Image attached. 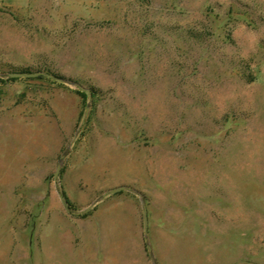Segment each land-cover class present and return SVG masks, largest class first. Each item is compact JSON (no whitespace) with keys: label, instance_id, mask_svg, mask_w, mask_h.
<instances>
[{"label":"rangeland","instance_id":"374dc122","mask_svg":"<svg viewBox=\"0 0 264 264\" xmlns=\"http://www.w3.org/2000/svg\"><path fill=\"white\" fill-rule=\"evenodd\" d=\"M0 264H264V0H0Z\"/></svg>","mask_w":264,"mask_h":264},{"label":"water","instance_id":"95a60500","mask_svg":"<svg viewBox=\"0 0 264 264\" xmlns=\"http://www.w3.org/2000/svg\"><path fill=\"white\" fill-rule=\"evenodd\" d=\"M42 73L41 72H35V73H21V72H14V73H10L9 75L12 76V77H19V76H38V75H41ZM79 89L82 91V92H89V89L88 88H85L83 86H78ZM60 171V165L57 166V169L56 171L54 172V178H55V181L57 179V176H58V173ZM125 187H117V188H114L112 190H110L108 193H116L120 190H123ZM107 193H105L106 195ZM60 199L62 201V204L64 205L65 209L66 210H69V207H68V203L65 199V197L63 196V194H60ZM143 217H144V228H145V234H147L148 232V214H147V208H146V205L143 204Z\"/></svg>","mask_w":264,"mask_h":264},{"label":"trees","instance_id":"16d2710c","mask_svg":"<svg viewBox=\"0 0 264 264\" xmlns=\"http://www.w3.org/2000/svg\"><path fill=\"white\" fill-rule=\"evenodd\" d=\"M21 73H32V72H30L29 70H25V69H24V70L21 71ZM57 77H60V79H63V78H62L63 76H57Z\"/></svg>","mask_w":264,"mask_h":264}]
</instances>
